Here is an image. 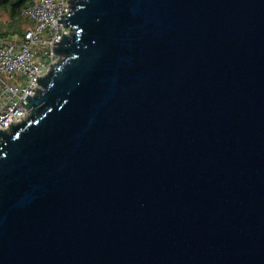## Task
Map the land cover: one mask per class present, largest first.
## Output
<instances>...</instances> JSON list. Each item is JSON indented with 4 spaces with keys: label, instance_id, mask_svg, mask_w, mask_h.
<instances>
[{
    "label": "water",
    "instance_id": "1",
    "mask_svg": "<svg viewBox=\"0 0 264 264\" xmlns=\"http://www.w3.org/2000/svg\"><path fill=\"white\" fill-rule=\"evenodd\" d=\"M70 3L0 130V264H264V0Z\"/></svg>",
    "mask_w": 264,
    "mask_h": 264
},
{
    "label": "built area",
    "instance_id": "2",
    "mask_svg": "<svg viewBox=\"0 0 264 264\" xmlns=\"http://www.w3.org/2000/svg\"><path fill=\"white\" fill-rule=\"evenodd\" d=\"M70 11V0H29L22 15L33 25L23 36L0 38V130L27 118V98L40 88L38 78L60 59L54 52L55 42L68 29L59 19Z\"/></svg>",
    "mask_w": 264,
    "mask_h": 264
},
{
    "label": "trees",
    "instance_id": "3",
    "mask_svg": "<svg viewBox=\"0 0 264 264\" xmlns=\"http://www.w3.org/2000/svg\"><path fill=\"white\" fill-rule=\"evenodd\" d=\"M29 0H0V9L8 13L9 21L4 24L0 22V35L1 36H11L15 33L20 36L24 35V32L28 28H22V24L25 21L33 22L26 16L22 15L23 8L28 4Z\"/></svg>",
    "mask_w": 264,
    "mask_h": 264
},
{
    "label": "rangeland",
    "instance_id": "4",
    "mask_svg": "<svg viewBox=\"0 0 264 264\" xmlns=\"http://www.w3.org/2000/svg\"><path fill=\"white\" fill-rule=\"evenodd\" d=\"M9 17H10V16L8 15V13H7L6 11L0 9V22H2V23H4V24L8 23V21L10 20ZM30 24H31V22H29V21H25V22L22 24V28H23V29H24V28H27V27L30 26ZM15 34H17V33H15ZM1 37H6V36H1V35H0V38H1Z\"/></svg>",
    "mask_w": 264,
    "mask_h": 264
}]
</instances>
